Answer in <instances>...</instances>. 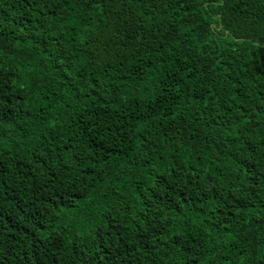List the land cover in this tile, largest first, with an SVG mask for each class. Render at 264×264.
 Here are the masks:
<instances>
[{
  "label": "trees",
  "instance_id": "1",
  "mask_svg": "<svg viewBox=\"0 0 264 264\" xmlns=\"http://www.w3.org/2000/svg\"><path fill=\"white\" fill-rule=\"evenodd\" d=\"M0 264H264V0H0Z\"/></svg>",
  "mask_w": 264,
  "mask_h": 264
}]
</instances>
